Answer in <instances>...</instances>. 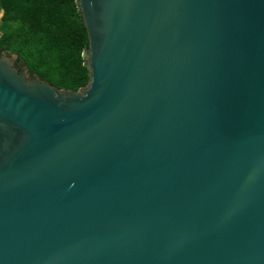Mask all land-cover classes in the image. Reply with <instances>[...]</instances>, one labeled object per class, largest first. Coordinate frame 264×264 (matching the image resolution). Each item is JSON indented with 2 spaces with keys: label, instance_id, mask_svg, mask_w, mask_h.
<instances>
[{
  "label": "water",
  "instance_id": "water-1",
  "mask_svg": "<svg viewBox=\"0 0 264 264\" xmlns=\"http://www.w3.org/2000/svg\"><path fill=\"white\" fill-rule=\"evenodd\" d=\"M75 2L85 87L0 53V264H264V0Z\"/></svg>",
  "mask_w": 264,
  "mask_h": 264
},
{
  "label": "trees",
  "instance_id": "trees-1",
  "mask_svg": "<svg viewBox=\"0 0 264 264\" xmlns=\"http://www.w3.org/2000/svg\"><path fill=\"white\" fill-rule=\"evenodd\" d=\"M0 53L15 54L30 74L58 89L88 84V38L75 0H0Z\"/></svg>",
  "mask_w": 264,
  "mask_h": 264
}]
</instances>
